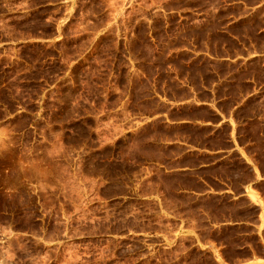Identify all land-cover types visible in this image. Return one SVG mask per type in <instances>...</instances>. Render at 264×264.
Instances as JSON below:
<instances>
[{
  "label": "rangeland",
  "instance_id": "374dc122",
  "mask_svg": "<svg viewBox=\"0 0 264 264\" xmlns=\"http://www.w3.org/2000/svg\"><path fill=\"white\" fill-rule=\"evenodd\" d=\"M205 86L264 170V0H0V264L263 254L264 179L261 205L204 202L238 225L205 226L200 203L117 197L149 171L135 119ZM165 208L200 234H170Z\"/></svg>",
  "mask_w": 264,
  "mask_h": 264
},
{
  "label": "crops",
  "instance_id": "0c3cea01",
  "mask_svg": "<svg viewBox=\"0 0 264 264\" xmlns=\"http://www.w3.org/2000/svg\"><path fill=\"white\" fill-rule=\"evenodd\" d=\"M222 98L210 87L187 88L183 95L158 100L155 110L135 119L134 129L147 134L141 139L144 167L142 175L127 193L117 197L138 198L151 202L200 203L191 215L211 218L208 227L238 225L246 220L232 213H214L204 202L237 201L243 198L261 205L257 184L264 170L254 162L253 154L240 141L242 123L233 108H225ZM139 185V186H138ZM176 218L172 235H199L201 226L186 222V212L162 209ZM211 247V240H203ZM222 263V261L219 259ZM224 262V261H223ZM224 264H264V253Z\"/></svg>",
  "mask_w": 264,
  "mask_h": 264
},
{
  "label": "trees",
  "instance_id": "16d2710c",
  "mask_svg": "<svg viewBox=\"0 0 264 264\" xmlns=\"http://www.w3.org/2000/svg\"><path fill=\"white\" fill-rule=\"evenodd\" d=\"M243 218H245V217H243Z\"/></svg>",
  "mask_w": 264,
  "mask_h": 264
}]
</instances>
